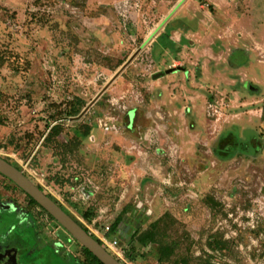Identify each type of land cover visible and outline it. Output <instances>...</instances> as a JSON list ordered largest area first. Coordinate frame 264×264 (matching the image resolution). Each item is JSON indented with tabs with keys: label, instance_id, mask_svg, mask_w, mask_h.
Listing matches in <instances>:
<instances>
[{
	"label": "rangeland",
	"instance_id": "obj_1",
	"mask_svg": "<svg viewBox=\"0 0 264 264\" xmlns=\"http://www.w3.org/2000/svg\"><path fill=\"white\" fill-rule=\"evenodd\" d=\"M170 25L179 47L153 51ZM0 155L43 174L81 223L101 230L128 207L131 234L157 226L147 245L127 238L125 264H159L166 244L165 264H264V0H0ZM38 219L78 262L82 245ZM35 258L58 264L53 250Z\"/></svg>",
	"mask_w": 264,
	"mask_h": 264
},
{
	"label": "flooded vegetation",
	"instance_id": "obj_2",
	"mask_svg": "<svg viewBox=\"0 0 264 264\" xmlns=\"http://www.w3.org/2000/svg\"><path fill=\"white\" fill-rule=\"evenodd\" d=\"M40 212V207L29 199L25 191L0 173V264H39L35 254L44 249L53 250L58 264H80L64 257L62 244L55 245L41 238L37 225L39 215H47L49 223L56 220ZM125 223L128 224V220Z\"/></svg>",
	"mask_w": 264,
	"mask_h": 264
},
{
	"label": "trees",
	"instance_id": "obj_3",
	"mask_svg": "<svg viewBox=\"0 0 264 264\" xmlns=\"http://www.w3.org/2000/svg\"><path fill=\"white\" fill-rule=\"evenodd\" d=\"M171 29H172L171 25L167 26L166 30L159 36L158 41L156 43H154L153 51H154V48H156V47H160L162 51H164V50H175V49H177V47H179V44H177L174 40L171 39V35H170ZM186 42H187V40L185 38H183L181 40V44L186 43ZM153 51L151 49V52H152L151 55L152 56L154 55ZM235 54L239 55L241 58H243V60H244V58L247 57L245 52L242 50L234 52L233 55H235ZM232 56H230V58H229V64L233 67H238V65L241 63V61L238 64L235 63L234 60H232V58H233ZM154 59L156 61V60H158V57H155ZM85 103L86 102L84 100H79V99L76 101L73 100V101L69 102L67 104V109H66L68 115L70 117L71 116H77L81 112V109L85 105ZM60 130H61V128L59 126L54 125L48 133V137H47L46 142L47 143L48 142H55L57 136L60 134ZM90 132H91V127L88 125L84 126L83 131L76 130L74 137L72 138L71 143L76 142L77 144H80L81 143L80 139L87 138L90 135ZM4 158L6 160H8L9 162H11L12 164H14L15 166H17V168H19L20 170H22L17 162H15L14 160H11L9 158H6V157H4ZM37 185L41 190L44 191L43 187H41L39 184H37ZM28 197L33 203L37 204L40 207L42 212L48 214L50 216V218L54 220V218L42 206H40L31 196L28 195ZM128 211H129V208L125 207L123 209V212H121L119 214V216H117V218L111 224V233L113 235L115 234V231L119 228V226L124 224L126 222V220L129 219V216H127ZM132 214L136 215V210L133 209ZM86 216L88 219H92L94 214L86 213ZM73 218L87 230V228L79 220H77L75 217H73ZM156 230H157V226H153L152 229L147 230V231L139 234L138 229H135L132 232V234L129 236L130 240L128 241V244L129 245L133 244L135 241H137L138 243H140L142 245H147V242H154L156 239V233H157ZM94 238L97 239L101 243V241L98 238H96V237H94ZM125 242H123V244H122L123 247L125 245L124 244ZM222 244H223L222 241L219 239L210 241V245L213 248H216V247L221 248ZM175 252H176V249L171 244L160 245L157 248V252H156V256H157L159 264H165V261H169L172 258V256L175 254ZM127 255H129L132 259H134V257L132 256V253H129ZM77 259L80 262V264H104L89 249H87L83 246H82V257H79ZM181 262H182V264H188L189 263L187 258H182ZM205 264H209V263L206 262Z\"/></svg>",
	"mask_w": 264,
	"mask_h": 264
},
{
	"label": "water",
	"instance_id": "obj_4",
	"mask_svg": "<svg viewBox=\"0 0 264 264\" xmlns=\"http://www.w3.org/2000/svg\"><path fill=\"white\" fill-rule=\"evenodd\" d=\"M125 67V65L123 66ZM123 67L116 73L117 75L123 71ZM177 69H182L178 67ZM184 69V68H183ZM176 68H168L159 71L154 78H160L165 74L175 71ZM115 74V75H116ZM116 75V76H117ZM115 79V78H114ZM107 88V87H106ZM104 88V90H106ZM135 119V110H131L125 122L127 127L132 128ZM0 173L8 177L23 191L31 196L40 206H42L56 221L59 223L79 244L89 249L104 264H123L110 251H108L97 239H95L81 224H79L73 216L67 213L54 199L41 190L38 185L23 171L14 164L6 160L0 155ZM136 210V209H134ZM137 212V210H136ZM133 215V214H132ZM115 235L121 239V244L131 235V226L127 223L122 224L115 231Z\"/></svg>",
	"mask_w": 264,
	"mask_h": 264
},
{
	"label": "built area",
	"instance_id": "obj_5",
	"mask_svg": "<svg viewBox=\"0 0 264 264\" xmlns=\"http://www.w3.org/2000/svg\"><path fill=\"white\" fill-rule=\"evenodd\" d=\"M262 110V109H261ZM25 169L32 175L43 187L46 188L44 184V175L39 174L37 171L29 170L26 166ZM58 199V197H57ZM62 202V200H60ZM83 225L87 228V231L94 237L98 238L101 241V244L110 251L116 258L120 261L125 262V249L120 242V238L115 234L111 233V225H106L104 228L101 227V230L96 227V223H85L84 220H81ZM124 264V263H123Z\"/></svg>",
	"mask_w": 264,
	"mask_h": 264
},
{
	"label": "crops",
	"instance_id": "obj_6",
	"mask_svg": "<svg viewBox=\"0 0 264 264\" xmlns=\"http://www.w3.org/2000/svg\"><path fill=\"white\" fill-rule=\"evenodd\" d=\"M194 35H195V33H194ZM183 38H185L186 40H187V42H189V40L188 39H190L189 38V35L188 34H184V36H182V38H181V40L183 39ZM178 39H180V38H178ZM175 42L177 41V40H174ZM177 43V42H176ZM178 67H181V66H178ZM178 67H170V68H176V70L175 71H173L174 73L173 74H179L177 71L179 70V69H177ZM183 68V67H182ZM198 67L196 66V69H197ZM185 70V69H184ZM183 70V71H184ZM199 70V68L197 69V71ZM212 70H213V68H212ZM184 72H186V70L184 71ZM172 73V72H171ZM186 75H187V73H186ZM164 76V75H163ZM187 110H189V108H186Z\"/></svg>",
	"mask_w": 264,
	"mask_h": 264
}]
</instances>
